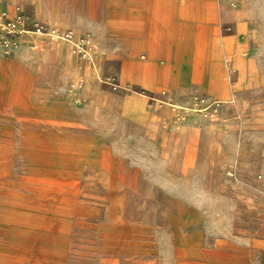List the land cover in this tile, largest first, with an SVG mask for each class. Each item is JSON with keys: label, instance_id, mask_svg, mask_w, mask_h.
<instances>
[{"label": "rangeland", "instance_id": "374dc122", "mask_svg": "<svg viewBox=\"0 0 264 264\" xmlns=\"http://www.w3.org/2000/svg\"><path fill=\"white\" fill-rule=\"evenodd\" d=\"M0 264H264V0H0Z\"/></svg>", "mask_w": 264, "mask_h": 264}, {"label": "bare ground", "instance_id": "6f19581e", "mask_svg": "<svg viewBox=\"0 0 264 264\" xmlns=\"http://www.w3.org/2000/svg\"><path fill=\"white\" fill-rule=\"evenodd\" d=\"M153 19L157 21V25L153 26V31L155 33V46H154V54L156 55V59L158 57L163 56L164 54L167 55L168 61H170L171 56L169 50H167L166 44H168L169 41L173 40V33L171 32V29H169V24L171 23V20H173V15L171 14L170 17H168L167 20H164L161 16V13L154 12ZM185 22L189 29H196V28H202L200 27V23H209L205 17H199V16H189L188 18H184ZM163 21V22H162ZM159 22V23H158ZM134 26L133 33L136 34V36H139L138 27L137 24L135 25L130 24ZM151 38V37H150ZM151 41V40H150ZM151 45V44H150ZM150 49V48H149ZM150 51V50H149ZM181 52V51H180ZM164 53V54H163ZM180 58V57H179ZM132 69L137 71L140 75H143L144 77H151V76H158L160 78L165 77L168 78L170 74V70L167 67H163L161 64H146L143 62H135L132 63ZM233 97H223V100H231ZM141 102V101H140ZM136 107L140 108V103L133 102Z\"/></svg>", "mask_w": 264, "mask_h": 264}]
</instances>
